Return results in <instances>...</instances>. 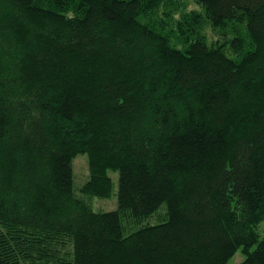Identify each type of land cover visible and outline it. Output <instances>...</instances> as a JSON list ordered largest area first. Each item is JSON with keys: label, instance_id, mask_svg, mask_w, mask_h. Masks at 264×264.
Instances as JSON below:
<instances>
[{"label": "trees", "instance_id": "trees-1", "mask_svg": "<svg viewBox=\"0 0 264 264\" xmlns=\"http://www.w3.org/2000/svg\"><path fill=\"white\" fill-rule=\"evenodd\" d=\"M240 249L264 264V0H0V264Z\"/></svg>", "mask_w": 264, "mask_h": 264}, {"label": "rangeland", "instance_id": "rangeland-1", "mask_svg": "<svg viewBox=\"0 0 264 264\" xmlns=\"http://www.w3.org/2000/svg\"><path fill=\"white\" fill-rule=\"evenodd\" d=\"M73 170H74V180H75V190L79 193L80 188L84 182L89 178V165H88V155L79 154L73 160ZM111 176L114 181V191L110 198L101 197H91V203L96 211H108L116 209L118 206V182L119 174L118 172L112 171ZM245 258L244 253L240 249L228 262V264H240Z\"/></svg>", "mask_w": 264, "mask_h": 264}]
</instances>
